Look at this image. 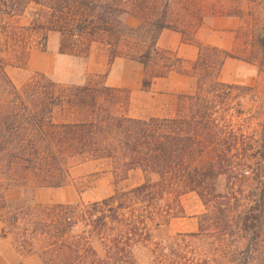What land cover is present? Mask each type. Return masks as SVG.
Returning a JSON list of instances; mask_svg holds the SVG:
<instances>
[{"label":"trees","instance_id":"1","mask_svg":"<svg viewBox=\"0 0 264 264\" xmlns=\"http://www.w3.org/2000/svg\"><path fill=\"white\" fill-rule=\"evenodd\" d=\"M170 3L0 0V222L22 258L143 264L138 253L146 251L150 264H264V122L251 133L241 101L253 88L221 80L234 58L225 50L190 40L200 54L189 62L158 47L165 30L185 35L170 22ZM26 16L29 25H14ZM50 33L62 36L61 53L78 57L107 39L112 59L145 67L144 91L174 74L195 91L180 94L174 117L143 120L128 114L130 91L109 87L107 75L64 87L41 73L18 88L5 55L25 64L31 37L46 42ZM105 160L116 175L141 172L143 182L92 203L7 198L14 188H62L75 164ZM189 194L205 208L198 232L158 238L185 217Z\"/></svg>","mask_w":264,"mask_h":264},{"label":"rangeland","instance_id":"2","mask_svg":"<svg viewBox=\"0 0 264 264\" xmlns=\"http://www.w3.org/2000/svg\"><path fill=\"white\" fill-rule=\"evenodd\" d=\"M170 2V22L185 32L183 36L186 41L195 40V35L202 29V37L210 46L225 50L234 57L227 60L221 80L230 85L253 88V91L243 93L241 101L250 132L258 134L264 122V0ZM29 21L26 16L14 25L26 26ZM125 21L133 26L137 24L130 16L125 17ZM42 39L41 34L31 37L32 50L25 64L18 65L19 62L5 55L10 63L7 73L18 88L41 73L64 87L83 86L95 76L107 75V81L111 67L116 66L114 79L121 85L129 86L121 89L131 93L132 102L128 114L143 120L174 117L180 93L195 91L193 81L189 80L187 88L175 79L176 76L172 77L170 86L166 81H159L152 89L144 91L142 82L145 67L128 57L112 59L107 39H99V42L92 44L87 57L61 53L62 36L58 33H50L46 42ZM157 64L160 65L159 61L155 62L153 68ZM170 88L174 91L171 92ZM142 182L143 175L139 171L131 172L125 178L124 175H116V166L110 160L87 161L71 168L67 184L62 188H39L34 191L30 188L26 191L14 188L7 192V198L11 202L20 198L33 199L34 203L42 206L92 203L108 199ZM182 203L185 217L174 219L170 226L160 229L156 234L158 238L198 232L199 217L205 212L202 202L197 195L189 194L182 198ZM138 255L143 264H150V254L140 251ZM21 261L24 264H44L38 256L22 258L15 250L13 238L3 237V224L0 222V264H19Z\"/></svg>","mask_w":264,"mask_h":264},{"label":"crops","instance_id":"3","mask_svg":"<svg viewBox=\"0 0 264 264\" xmlns=\"http://www.w3.org/2000/svg\"><path fill=\"white\" fill-rule=\"evenodd\" d=\"M195 39L204 45H209L205 39H203L202 37V29L198 31L197 35H195ZM58 41V38H57ZM158 47L164 49V50H169V51H173L175 52L180 58L189 61V62H195L200 54V50L199 48L194 45L189 43L188 41L185 40L184 36L180 33L171 31V30H165L163 31V33L160 36L159 39V43H158ZM56 48H57V44H56ZM116 71V66H112L111 67V71H110V75L106 81L107 85L111 88H117V89H121V87H126L127 85H121L120 83H118L115 79H114V73ZM175 77L176 80L180 81L183 83V85L189 86V80L186 77L180 76V75H171L169 78L167 79H160L159 81H166L167 85H171L172 77ZM171 78V79H170ZM174 79V78H173ZM191 81V80H190ZM157 82L153 85L156 86ZM129 87V86H127ZM132 89V88H131ZM171 92L174 91L173 88H170ZM176 89V88H175ZM134 91V89H132ZM190 93V92H188ZM186 92L184 93H180V94H188ZM169 118V117H167Z\"/></svg>","mask_w":264,"mask_h":264}]
</instances>
